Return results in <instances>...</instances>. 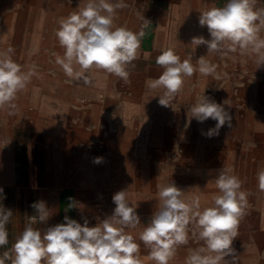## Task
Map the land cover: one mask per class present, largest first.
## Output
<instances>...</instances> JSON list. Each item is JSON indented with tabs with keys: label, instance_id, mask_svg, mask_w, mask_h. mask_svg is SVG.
<instances>
[{
	"label": "clouds",
	"instance_id": "clouds-1",
	"mask_svg": "<svg viewBox=\"0 0 264 264\" xmlns=\"http://www.w3.org/2000/svg\"><path fill=\"white\" fill-rule=\"evenodd\" d=\"M256 5L257 0H227L222 7L200 12L199 25L207 27L210 39L193 36L189 44L192 53L205 45L207 55L238 52L254 57L257 68L264 66V8ZM125 7L124 0H79L77 10L58 20L55 36L63 55H53L68 78L91 85L95 72H103L129 82V66L134 67L133 62L140 56L143 28L150 21L143 18L144 25L138 32L115 26L117 10ZM13 54L12 47L0 50V110L15 109L18 93L38 75L35 64L25 70V66L13 60ZM207 55L194 64L192 54L181 60L173 47L161 50L155 62L163 71L158 78L145 81L146 89L161 91L159 104L169 107L182 90L185 78L194 73L219 78L217 65ZM224 105L226 100L219 104L208 96H199L188 109L190 119L201 123L209 118L216 121L205 135L218 136L226 123L232 127V116ZM102 162L103 157L94 158V163ZM256 178L258 188L264 191V168L258 169ZM242 183L230 169L221 168L215 177L218 193L212 196V205L203 208L199 196L186 198L185 191L174 182L158 185L159 206L139 233V240L149 249V259L155 264H169L177 249L189 244L191 234L201 244L188 249L184 264H237L233 241L248 208V193L242 189ZM68 199L69 209L83 206L71 197ZM112 201V214L95 226L90 227L87 218L81 224L65 216L63 223L43 231L33 225L47 223L52 214L46 202H34L31 207L36 215L29 217L11 248L0 254V264H142L140 244L128 231L141 225L138 206L130 203L127 190L116 192ZM12 215L11 209L0 205V248L9 244L6 225Z\"/></svg>",
	"mask_w": 264,
	"mask_h": 264
},
{
	"label": "crops",
	"instance_id": "crops-1",
	"mask_svg": "<svg viewBox=\"0 0 264 264\" xmlns=\"http://www.w3.org/2000/svg\"><path fill=\"white\" fill-rule=\"evenodd\" d=\"M227 0H124L127 7L117 10L115 26H125L138 32L144 19L150 21L144 27L145 36L141 41L140 56L129 66V82L119 77L95 72V82L85 85L83 81L68 78L55 63V54L63 55L55 36L58 20L77 10L79 0H7L5 21L1 24L0 42L26 43L18 57L31 58L41 55L43 78L29 83L18 93L13 110H0V131L14 120L33 124L37 127L39 139L50 140L47 150L53 154L52 185L58 187L54 201L53 215L58 223L68 216L83 224L87 218L89 226H95L114 209L112 196L120 191L107 180L106 171L115 156L128 155L136 163L140 155L154 152L153 140L158 138L188 139L186 142V163L199 166L203 161L202 142L199 138L208 130L204 122L190 119L188 109L205 92L216 91L222 75L230 68H236V56L228 53L207 55L205 45L198 46L192 53L189 45L193 36L203 35L210 39L207 27L199 25L200 12L211 7H222ZM173 47L181 60L192 54L193 63L201 56L217 65L219 78L194 73L185 78L183 88L177 93L169 107L159 104L161 91L150 92L145 87L149 78H158L162 73L156 64L161 50ZM34 51V54L30 53ZM18 53V52H17ZM145 53L148 55L145 56ZM245 59L247 57L245 56ZM226 70V71H225ZM233 70V69H232ZM41 72V71H40ZM39 72V74H40ZM41 75V74H40ZM39 76V75H37ZM214 98V96H210ZM217 97V96H216ZM218 101H219V97ZM153 102V103H152ZM212 128L215 124H211ZM11 128V127H10ZM139 139L138 145L135 140ZM141 139L144 143H140ZM208 152L215 153L213 148ZM103 157L102 163H94V158ZM114 157V159H113ZM139 161V160H138ZM117 162V160H116ZM113 163L114 171L118 167ZM10 169V166H9ZM196 177V176H193ZM11 176L0 179V187H12ZM43 186L46 183L43 182ZM128 193L130 203H134ZM69 197L81 207L68 208ZM29 196L20 197L23 206L17 209V224H7L9 244L0 248V254L10 249L16 237L26 224L21 222L23 209L28 211ZM47 199L44 194L37 201ZM3 198L0 199L2 205ZM7 203V201H5ZM52 212V211H51ZM33 214L32 216H35ZM53 217V216H52ZM37 224H34L35 228ZM41 230L49 227L41 224ZM240 231L238 230V234ZM247 235V233L245 232ZM240 234L239 236H241ZM233 242L238 255L237 264H264L260 257H248V242ZM189 243L182 246L184 258L171 264H184L189 248L199 247ZM187 253V254H185ZM230 259V258H229Z\"/></svg>",
	"mask_w": 264,
	"mask_h": 264
},
{
	"label": "rangeland",
	"instance_id": "rangeland-1",
	"mask_svg": "<svg viewBox=\"0 0 264 264\" xmlns=\"http://www.w3.org/2000/svg\"><path fill=\"white\" fill-rule=\"evenodd\" d=\"M6 1L0 0V30L6 18L4 16ZM256 7L264 8V0H257ZM21 38L22 36L18 37L16 42L9 45L0 42V50L12 47L13 60L25 66V70L27 66L35 64L39 76H34L30 83L37 82V77L43 78L44 75L42 72L44 58L38 54L31 58L18 57L22 48L27 46L26 43H21ZM231 54L236 56L237 67L232 68L233 70L230 68L225 70L227 73L222 75L218 89L207 90L205 96L213 95L214 98H210L219 104H223L226 100L224 107L232 116V127L229 128L226 123L219 130L218 136L209 138L205 134L212 128L211 124H216V121L211 118L205 121L208 130L199 138L204 153L203 161L199 166H190L186 163V142L193 140L183 138L153 140L154 152L149 156H138L135 164L128 155L115 156V159L113 157L115 161L109 162L106 171L108 182L130 192L134 202L131 204L138 206L136 211L141 225L128 231L140 244L142 264H155V261L149 259V249L139 240V233L143 230V226L149 223L159 206L158 185L174 182L178 188L185 191L186 198L199 196L201 207H209L212 205V196L218 193L215 177L221 168L230 169L232 174L238 176L243 182L242 189L248 193L246 215L239 225L240 233L233 242H242L245 238L244 241L248 242V257L259 256L264 262V191L258 188L256 178L258 169L264 168V66L257 68L254 57L238 52ZM216 96L220 98L219 101ZM36 127V122L29 124L17 119L1 128L0 179L11 176L14 185L0 187L3 189L0 197H3L2 206L13 211L9 224H17V209L23 206L19 202L20 197L24 199L25 196H29L27 205L29 214L24 208L21 219V222L26 224L29 217L35 214V209L31 205L37 202L39 195L44 194L50 215L52 214L47 221L50 227L56 225L58 221L53 215V203L59 188L52 185L53 171L47 170L53 167L54 160L53 154L47 150L50 140L39 139L37 132L32 131ZM138 142L139 139L135 140L136 146ZM140 143H144V140L141 139ZM210 148L215 149L216 152H208ZM114 162L118 167L116 171L113 170ZM43 182L46 183L45 187ZM111 214L112 212L109 213ZM36 224L35 228L41 229V224ZM240 234L242 235L239 236ZM189 243L197 245L200 241L190 234ZM182 246L177 249L176 255L169 264L184 258Z\"/></svg>",
	"mask_w": 264,
	"mask_h": 264
},
{
	"label": "bare ground",
	"instance_id": "bare-ground-1",
	"mask_svg": "<svg viewBox=\"0 0 264 264\" xmlns=\"http://www.w3.org/2000/svg\"><path fill=\"white\" fill-rule=\"evenodd\" d=\"M153 103V102H152ZM240 111V110H239ZM262 120V119H261ZM212 169V168H211ZM18 178V177H17Z\"/></svg>",
	"mask_w": 264,
	"mask_h": 264
}]
</instances>
